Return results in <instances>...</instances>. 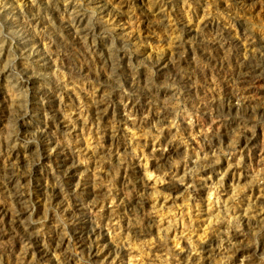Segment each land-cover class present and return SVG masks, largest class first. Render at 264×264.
<instances>
[{
	"label": "rangeland",
	"instance_id": "374dc122",
	"mask_svg": "<svg viewBox=\"0 0 264 264\" xmlns=\"http://www.w3.org/2000/svg\"><path fill=\"white\" fill-rule=\"evenodd\" d=\"M0 264H264V0H0Z\"/></svg>",
	"mask_w": 264,
	"mask_h": 264
},
{
	"label": "bare ground",
	"instance_id": "6f19581e",
	"mask_svg": "<svg viewBox=\"0 0 264 264\" xmlns=\"http://www.w3.org/2000/svg\"><path fill=\"white\" fill-rule=\"evenodd\" d=\"M3 212H4V208H3L2 205H0V215H1ZM33 263H35V264H41V262H39L37 259H35V260L33 261Z\"/></svg>",
	"mask_w": 264,
	"mask_h": 264
}]
</instances>
